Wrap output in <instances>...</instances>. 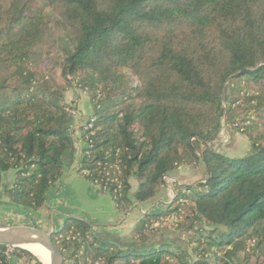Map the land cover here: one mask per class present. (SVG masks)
<instances>
[{
    "label": "trees",
    "instance_id": "trees-1",
    "mask_svg": "<svg viewBox=\"0 0 264 264\" xmlns=\"http://www.w3.org/2000/svg\"><path fill=\"white\" fill-rule=\"evenodd\" d=\"M42 2L63 42L55 59L43 49L53 36L44 12L31 0H0V188L12 173L3 189L10 204L38 211L67 171L76 106L65 92L74 83L90 110L78 171L110 192L119 211L152 201L181 167L201 165L204 178L174 182L170 203L142 215L124 249L99 239L91 224L66 220L51 236L64 264H218L222 257L240 264V253L264 264V134L255 133V120H233L244 79L264 104V0ZM225 113L248 139L238 155L211 146L223 144ZM130 178L139 182L133 192ZM165 222L194 233L185 240L190 257L182 246L154 241ZM251 236L255 247L246 245ZM12 249L0 245V264L25 256L42 264Z\"/></svg>",
    "mask_w": 264,
    "mask_h": 264
},
{
    "label": "rangeland",
    "instance_id": "rangeland-1",
    "mask_svg": "<svg viewBox=\"0 0 264 264\" xmlns=\"http://www.w3.org/2000/svg\"><path fill=\"white\" fill-rule=\"evenodd\" d=\"M32 8L34 10H38V12H44V21L46 22V25L49 29L48 32L51 33L53 36L49 35V41L46 42L43 46V49L45 52L50 51L53 52L51 56L55 59V55L58 50V45L63 44V42H59V36L55 35V27L52 29L53 23L56 21V15L52 13L51 10H42L44 7V4L42 0H31ZM4 6L7 5L6 2L3 3ZM32 9V10H33ZM48 11V12H46ZM51 34V35H52ZM57 43V45H55ZM54 67L50 70L52 72ZM49 68L46 69V72L50 73ZM244 79L243 82H240V89L237 90L239 94L236 95L237 101L235 102L234 106V118L233 120L235 122H243L244 124H248L251 122L250 120H255L256 124V130L255 133H263L264 134V104L259 103L260 96L259 91H257L255 84H250ZM232 87L226 85L225 88V94L231 95ZM233 96V95H231ZM65 101L69 104L76 106V109L79 111L81 116H79V113L77 110L73 111V125H72V131H73V137L74 139L79 137V130L82 126H85L87 123V120L90 118L89 113V107H88V97L87 95L81 91L78 90L75 84L73 83L72 86L65 92ZM228 103H224V106L226 107ZM227 113L224 115L223 120V128L225 126V121L227 123V133L229 134V139L226 143L221 144L219 141L212 142L211 146L213 149L221 151V152H227L230 155H238L240 152L246 150L248 139L246 136L238 131L235 130L234 127L228 126L227 121ZM254 121V122H255ZM231 126V125H230ZM223 132V129H222ZM76 137V138H75ZM221 137V136H220ZM78 139V138H77ZM76 142V140H75ZM79 145L78 143H76ZM82 147V146H81ZM81 147H80V156L78 159V165L81 157ZM76 159V161H77ZM80 166V165H79ZM79 167L67 169L61 180L64 182L62 183V190L59 192L57 200L51 198L52 204H54L55 213H51L46 209V205H43L38 211L36 212H28L26 210H23L21 208L13 209V210H5L2 207L0 208V224H16V223H24V224H30V225H37L38 227L45 229L46 232L52 234L54 232H57L60 230L63 223L68 219H80L83 220L91 225L94 224V226L102 227L101 225L104 223H114V225L118 222H121L123 220V223L126 225V227L131 228V230L134 228L135 223L142 218V215H144L141 210L146 212L147 214L149 212V208L152 206L153 209L150 212H161L165 206L161 205V202H168L171 201L174 196L172 194L174 192V179L170 178L168 176V179L165 180L167 182L164 187H161L156 194V196L150 201L147 205V203L143 204L142 206L138 207L137 204H132L131 208L126 211L122 212L118 210V208L115 205V202L113 200V197L110 192L108 191H100L98 186H95L86 176H84L83 171L81 173L78 171ZM194 172L187 173L183 175L182 180H179V183L185 185H191L197 182L198 180H202L204 178V170L203 167L200 165L199 167H196V169H193ZM9 174V175H8ZM6 177V181L10 179L9 186L11 185V182L13 180L12 173H8ZM173 177V174L171 175ZM60 180V181H61ZM4 181V180H2ZM5 182V181H4ZM2 182V184H4ZM59 183V182H58ZM138 180L135 178H130V184H131V192L137 188ZM58 185V184H57ZM181 185V186H185ZM3 188H0V192L3 194V197L8 199L4 193ZM163 199V200H162ZM162 200V201H158ZM10 203V202H9ZM167 203V205L169 204ZM45 204V203H44ZM156 204V205H155ZM11 205V204H10ZM147 205V206H145ZM166 205V204H165ZM141 208V209H140ZM134 222V224L132 223ZM165 228L170 227L171 229H162L161 232L156 236V239L154 241H158L159 244L162 243H169L176 246H182L184 249L189 252L190 257V250L187 247V244L185 240H189L191 236H193V232L189 230L186 233H179L177 230H175V227L171 225L170 222H165ZM163 225V226H164ZM129 229V231H131ZM95 234L97 237L101 240H105L103 237H101L97 231H95ZM101 234V233H100ZM181 236H180V235ZM130 236V233H129ZM130 238L128 241L123 240H115L114 244H117L121 249L126 248L127 245L132 244L130 242ZM258 238L255 236L248 237L246 240V245L248 247H255V244L257 243ZM109 241V240H108ZM112 242V241H110ZM142 246V245H141ZM9 255L13 251V249H9ZM224 252V249H221L218 251L217 255L221 258L222 254ZM37 258V257H36ZM15 261L17 264H36V261L34 258H28L23 257L21 259H16L13 257L12 262ZM67 262V259L65 257V262ZM230 264L225 257H222V259H219L218 264ZM240 264H258L253 257L247 258L245 254L240 253Z\"/></svg>",
    "mask_w": 264,
    "mask_h": 264
},
{
    "label": "crops",
    "instance_id": "crops-1",
    "mask_svg": "<svg viewBox=\"0 0 264 264\" xmlns=\"http://www.w3.org/2000/svg\"><path fill=\"white\" fill-rule=\"evenodd\" d=\"M77 110V109H76ZM77 112L79 113V111L77 110ZM79 116H81V114L79 113ZM80 134H81V130H79V137H80ZM79 137L77 136V138L75 139L76 142L74 143V148L72 150V152H70L67 157L65 158L66 159V162H67V169H71V168H77L79 167L80 165V161H79V165H78V159L79 156H80V147H81V141L79 139ZM76 143H78L79 145H77ZM77 159V161H76ZM193 169H196V167H181L179 168L174 174H173V177L172 176H169L170 178H173L174 179V182H176L178 185H185L183 184V182H181L182 184L179 183V180H182L183 178V175L184 174H187L188 172L189 173H193L194 170ZM8 173H6L7 175ZM9 175V174H8ZM6 178H8V176H4L3 177V180L5 181H2L4 182L3 186L4 188L5 187H8L9 186V181L10 179H8V181H6ZM169 180V179H168ZM64 181L61 180L59 181L58 185H56L55 187H53V189L50 191V193L48 194V197H47V200L45 202L44 205H46V209L51 212V213H55V209H54V204H52V201H51V198L53 197V199L57 200V197H58V194L59 192L62 190V183ZM167 182H165L166 184ZM3 187H1L2 189ZM174 194V192L172 193ZM173 197V196H172ZM163 200V199H162ZM162 200H158V201H162ZM170 200V199H169ZM169 200L168 202H161V205L163 206H166L167 203H169ZM163 203V204H162ZM166 204V205H165ZM138 207L142 206V204H137ZM148 205V203H147ZM145 205V206H147ZM156 205V204H155ZM3 208L5 210H13V209H18L17 207H14L12 205H10L9 203V200L6 199L5 197H3V194L0 192V208ZM154 207V206H153ZM153 207L151 206L149 208V212L153 209ZM123 214V213H122ZM134 224V222H132ZM19 225H22V226H29V227H34V228H38L40 230H43L46 232L45 229H42L40 227H38L37 225H30V224H24V223H16V224H0V228H5V227H9V226H19ZM94 226V224L92 225ZM102 227H99L98 225L97 226H94V229L95 231H97V233L103 237L105 240H109V241H112L114 242V239L115 240H123V241H128L130 236H129V229L131 230V228H128L126 227V225L123 223V220H121V222H118L114 225V223H104L101 225ZM101 233V234H100ZM13 264H17V262L13 261Z\"/></svg>",
    "mask_w": 264,
    "mask_h": 264
},
{
    "label": "water",
    "instance_id": "water-1",
    "mask_svg": "<svg viewBox=\"0 0 264 264\" xmlns=\"http://www.w3.org/2000/svg\"><path fill=\"white\" fill-rule=\"evenodd\" d=\"M226 127L227 123L225 121L223 132H226ZM51 236L52 232L48 233L34 227L22 225L9 226L0 228V245L19 248L33 254L32 252L26 250L23 246L38 244L43 246L49 252V264H64L65 256L54 245ZM34 256L36 257V255Z\"/></svg>",
    "mask_w": 264,
    "mask_h": 264
},
{
    "label": "bare ground",
    "instance_id": "bare-ground-1",
    "mask_svg": "<svg viewBox=\"0 0 264 264\" xmlns=\"http://www.w3.org/2000/svg\"><path fill=\"white\" fill-rule=\"evenodd\" d=\"M23 247L36 255L42 264H49V252L43 246L38 244H30Z\"/></svg>",
    "mask_w": 264,
    "mask_h": 264
},
{
    "label": "built area",
    "instance_id": "built-area-1",
    "mask_svg": "<svg viewBox=\"0 0 264 264\" xmlns=\"http://www.w3.org/2000/svg\"><path fill=\"white\" fill-rule=\"evenodd\" d=\"M220 136H221V137H220ZM220 136H219V139H220V141H221L222 143H226V142L228 141V135H227V132H221ZM83 173H84V174H87V171H83ZM164 179L166 180V179H168V177H166V178H164ZM103 189L106 190L107 187H106V186H103ZM140 209H141V208H140ZM141 212H142L143 214L146 213V212H144L143 210H141ZM6 247H7V251H8L9 249L13 248V247H11V246H6ZM8 252H9V251H8Z\"/></svg>",
    "mask_w": 264,
    "mask_h": 264
},
{
    "label": "flooded vegetation",
    "instance_id": "flooded-vegetation-1",
    "mask_svg": "<svg viewBox=\"0 0 264 264\" xmlns=\"http://www.w3.org/2000/svg\"><path fill=\"white\" fill-rule=\"evenodd\" d=\"M114 243V242H113Z\"/></svg>",
    "mask_w": 264,
    "mask_h": 264
}]
</instances>
